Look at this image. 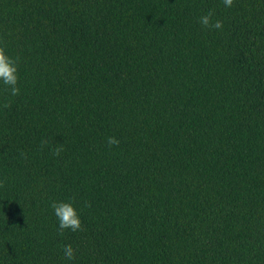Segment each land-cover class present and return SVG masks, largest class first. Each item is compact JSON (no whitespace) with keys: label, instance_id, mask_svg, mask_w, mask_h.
I'll return each mask as SVG.
<instances>
[{"label":"trees","instance_id":"trees-1","mask_svg":"<svg viewBox=\"0 0 264 264\" xmlns=\"http://www.w3.org/2000/svg\"><path fill=\"white\" fill-rule=\"evenodd\" d=\"M0 47V264H264V0H0Z\"/></svg>","mask_w":264,"mask_h":264},{"label":"clouds","instance_id":"clouds-1","mask_svg":"<svg viewBox=\"0 0 264 264\" xmlns=\"http://www.w3.org/2000/svg\"><path fill=\"white\" fill-rule=\"evenodd\" d=\"M225 7H231L233 0H222ZM211 9L200 15L198 23L207 29H221L222 21L212 18ZM19 70L18 59L7 54L3 47H0V87L4 89L10 96L14 97L19 94L18 86ZM106 143L109 146L119 144V140L114 136L106 137ZM57 153L59 148L55 150ZM49 207L53 216L56 218V228L59 232L68 230L77 232L81 229V219L78 207L74 201L69 198L67 200H53ZM62 257L65 261H72L75 257V249L72 244L65 243L61 246Z\"/></svg>","mask_w":264,"mask_h":264}]
</instances>
